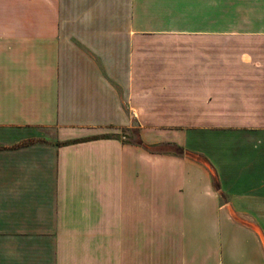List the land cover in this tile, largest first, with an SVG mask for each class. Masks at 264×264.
I'll return each mask as SVG.
<instances>
[{
    "label": "crops",
    "instance_id": "0c3cea01",
    "mask_svg": "<svg viewBox=\"0 0 264 264\" xmlns=\"http://www.w3.org/2000/svg\"><path fill=\"white\" fill-rule=\"evenodd\" d=\"M0 264H264V0H0Z\"/></svg>",
    "mask_w": 264,
    "mask_h": 264
}]
</instances>
